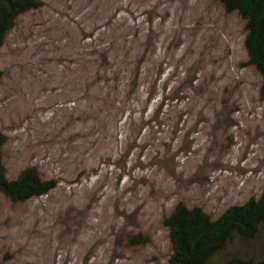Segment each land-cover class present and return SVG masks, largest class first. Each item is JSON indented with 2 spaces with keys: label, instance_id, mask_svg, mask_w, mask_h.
Here are the masks:
<instances>
[{
  "label": "rangeland",
  "instance_id": "1",
  "mask_svg": "<svg viewBox=\"0 0 264 264\" xmlns=\"http://www.w3.org/2000/svg\"><path fill=\"white\" fill-rule=\"evenodd\" d=\"M40 1L0 48V133L10 180L35 168L56 187L0 194V264H170L178 204L216 220L264 193V80L236 12ZM235 257L264 258V235L215 264Z\"/></svg>",
  "mask_w": 264,
  "mask_h": 264
},
{
  "label": "trees",
  "instance_id": "2",
  "mask_svg": "<svg viewBox=\"0 0 264 264\" xmlns=\"http://www.w3.org/2000/svg\"><path fill=\"white\" fill-rule=\"evenodd\" d=\"M218 1L228 12H236L246 21L245 47L251 65L264 80V0ZM41 6L40 0H0V48L16 21L23 14L38 10ZM93 67L96 68L95 64ZM88 79L91 81L95 78ZM110 80L103 78V84H109ZM104 89L108 97V91ZM90 93L95 100L103 96L93 91ZM5 142V136L0 133V194L12 201L26 202L55 189V181L42 180L35 168H27L17 179L10 180L2 156ZM165 225L174 247L170 264H215V257L226 250L235 238L251 241L260 234L264 235V193L258 198H250L243 205L230 207L216 220L199 207L187 208L180 203L175 212L166 218ZM144 242L141 238L132 241L136 244ZM222 264H264V258L235 257Z\"/></svg>",
  "mask_w": 264,
  "mask_h": 264
}]
</instances>
